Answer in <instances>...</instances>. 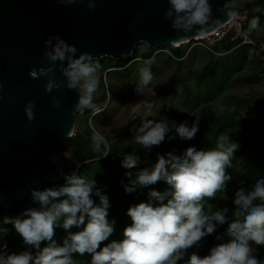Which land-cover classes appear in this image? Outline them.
Instances as JSON below:
<instances>
[{"label": "clouds", "instance_id": "clouds-1", "mask_svg": "<svg viewBox=\"0 0 264 264\" xmlns=\"http://www.w3.org/2000/svg\"><path fill=\"white\" fill-rule=\"evenodd\" d=\"M65 2L71 4L76 0ZM168 2L170 7L165 10V16L176 31L188 33L195 29L203 34L213 25L222 24L213 16L210 0ZM87 6L94 10L95 0H87ZM218 11L224 13L227 20L238 16L232 0H225ZM255 11L262 10L257 7ZM259 29L257 16L250 21L248 33ZM44 43L48 65H53L54 69L59 65L65 77L64 81L49 77L45 90L51 92L62 85L78 90L76 111L95 109L93 97L100 84L99 62L88 52L77 55L76 46L59 35L49 36ZM154 63V57L142 62L136 84L138 94L144 95L149 86L156 85L152 71ZM30 74L38 78L35 69ZM59 104V98L54 97L53 106ZM34 107L32 101L25 104L29 121L35 119ZM145 107L151 109L153 104L147 103ZM148 117L141 119L131 131L135 141L149 152L166 138L172 140L178 136L182 140H192L199 131L198 118L189 125L187 121L177 124ZM173 130L175 135H170ZM91 140L93 152H100L108 144L107 139L95 131ZM238 147L229 135H221L214 148L197 149L190 145L180 155L157 153V161L151 167L140 168L135 175L127 171L128 183L123 184L125 192L149 188L147 200L129 206L127 215L131 223L124 227L123 238L113 239L103 247V242L108 241L115 230V221L108 218L111 207L108 195L97 187L94 177L81 176L78 169L68 173L61 171L63 183L30 189V199L36 206L0 220V240L10 231L3 225L11 224L26 246L25 250L10 253L6 242L0 244V264H79L73 254L84 256L86 253L91 255L90 264H178L189 248L215 233L217 225L225 223H228L226 235L230 239L212 246L207 255L193 252L184 264H264L255 254V246H264V177L257 179L250 189H237L232 201L235 211L231 222L227 207L205 213L206 200L216 198L219 192L225 193L232 179L227 169ZM139 163L140 157L134 149L123 156L121 166L131 170L137 169ZM161 181L169 186L164 191L150 187ZM57 227L66 232L62 243L55 239ZM73 228L78 230L72 231ZM217 240L222 241L223 237L217 236Z\"/></svg>", "mask_w": 264, "mask_h": 264}, {"label": "water", "instance_id": "water-1", "mask_svg": "<svg viewBox=\"0 0 264 264\" xmlns=\"http://www.w3.org/2000/svg\"><path fill=\"white\" fill-rule=\"evenodd\" d=\"M224 2L210 0L222 24L228 21L218 11ZM95 5L90 10L87 0H0V220L34 207L30 189L55 186L62 177L51 149L71 136L79 93L63 85L45 90L49 77L65 80L59 65L54 69L44 56L49 36L74 44L77 55L116 60L132 56L139 43L188 42L215 28L203 34L174 30L165 16L168 0H95ZM34 69L38 78L30 74ZM28 101L35 105L32 121L24 110Z\"/></svg>", "mask_w": 264, "mask_h": 264}, {"label": "rangeland", "instance_id": "rangeland-1", "mask_svg": "<svg viewBox=\"0 0 264 264\" xmlns=\"http://www.w3.org/2000/svg\"><path fill=\"white\" fill-rule=\"evenodd\" d=\"M232 3L237 11L246 14L247 30L250 24L249 13L257 7L260 9L264 7V0H232ZM259 21L260 29L250 34L258 39H264V19L261 15ZM175 46L177 45L164 44L147 47L139 43L132 56H122L116 60L106 57L97 59L101 67L98 71L100 84L93 97L96 107L82 112L76 111L71 136L90 132L92 137L95 131L107 140L111 139L123 145L135 141L131 129L134 125H139L146 115L149 116L148 119H167L169 122H176L177 112H173L171 116L172 108H169L174 107L180 111H187L184 113V121L191 125L197 118L199 119L201 111L220 112L228 109V103H231L237 110L234 116L236 119L254 122L251 129L258 132L260 140L254 153L264 161V83L256 75L257 58L254 50L245 45H236L224 55H213L198 41L192 40L180 44L178 48L184 51V54L178 61L172 55ZM220 47L224 49L223 45ZM153 57L155 63L152 65V71L156 85L149 86L144 95L138 94L136 84L139 82V68L144 60ZM124 58L127 60L117 63ZM211 61L222 62L223 66H227L230 75L210 100L203 101V95H200V103L193 107V102L196 101L186 96L194 95L202 89L207 75L205 66ZM234 97L236 99H233ZM164 98L168 99L167 111L163 108ZM147 103L153 104V107L146 108ZM240 104H245V107H240ZM60 142L58 148L51 152V158L59 165L61 171L79 167L82 163L74 162L75 147L67 138ZM242 158L243 154H239L235 160L238 162ZM131 171L134 173L138 168ZM126 182L128 183L125 181V184ZM65 236L66 232L57 227L55 234L57 242L62 243ZM3 238L10 242L14 252L24 250L26 247L22 240L13 243L12 233L8 232Z\"/></svg>", "mask_w": 264, "mask_h": 264}, {"label": "trees", "instance_id": "trees-1", "mask_svg": "<svg viewBox=\"0 0 264 264\" xmlns=\"http://www.w3.org/2000/svg\"><path fill=\"white\" fill-rule=\"evenodd\" d=\"M260 15V12L252 10V12L249 13V21H251L256 16L260 17ZM236 43L237 41L235 40H227L223 41L221 46L223 45V48L232 50L237 45ZM183 54L184 51L178 47L173 49L172 55L173 57L177 58L178 61L183 56ZM126 60L127 58H124L117 63H121L122 61ZM239 66L240 65H238V67ZM205 73L207 75L202 89L194 95L188 94L186 96L188 99L191 97L196 101L193 102V107H197V105L200 103V95H203V101L210 100L226 81V78H228L230 75L227 71V66H223L222 62L217 61L209 62L205 66ZM233 99H236V97ZM167 105L168 99L164 98L163 108L165 111H167ZM228 105V109L222 110L220 112L201 111L199 114V131L196 133L194 139L182 140L178 136L172 140H168L166 138L162 144L159 146H154L150 152L142 149V146L136 141L119 145L111 139L107 140V146L102 148L100 152H93L91 147L92 140L89 134L90 132L87 134L78 133L74 136L67 137L69 143L75 147V164H82L75 169L69 168L67 170H63V172L68 173L72 170L78 169L79 175L86 176L88 178L94 177L97 182V187H100L110 199L111 207L109 208L108 218L110 221H115V230L112 236L109 237V240L103 242L101 247L113 239L119 240L123 238L122 233L124 227L131 223V219L127 215V209L132 204L147 200L149 188H138L134 192V196L133 193L125 192L123 187L125 181H128L125 173L131 170L123 168L121 166V161L124 155L127 153H132L134 149L135 154L140 157V167H138L139 170L140 168L151 167L154 165L157 161V153L166 154L167 152H173L177 155H180L183 153L186 147L190 145L195 146L197 149L214 148L218 138L221 135H229L231 140L238 143L239 145L235 152L232 165L229 169H227L229 174L232 176V179L230 182H228L225 193L219 192L217 193L216 198L212 200H206L205 213L211 214L218 208L227 207L229 209L227 214L229 217V222L234 219L232 213L235 211V206L232 201L234 199L235 192L241 187L250 189L257 179L264 177V161L261 159V157L256 156L254 153L255 147L260 142L258 132L251 129V125L254 122L251 120L243 121L238 118L236 119L234 117L237 113L236 108L232 106L231 103H228ZM240 107H245V104H240ZM169 108H172L171 116L174 114L173 112H177L175 113V117L178 119L176 121L177 124L184 121V113H187V111H180L174 107ZM170 135H175L174 130L172 133H170ZM253 137H255V139ZM60 143L61 142H57L52 147L51 152H54ZM105 152L109 153L106 156H103ZM239 154H243V158L241 161L237 162L235 158ZM133 175H135V172ZM60 183H63V177H61V180L58 184ZM150 187H154L159 191H164L169 186L166 184V182L161 181ZM95 199L97 202H99L98 198ZM256 203H259V201ZM240 220L243 222V217H240ZM3 227L10 229L9 233H12L13 243L18 240H22V238L15 232V229L11 224L3 225ZM227 227L228 223L217 225L215 233L204 237L197 245L189 248L184 256V259L178 261V264H184V262L193 252L200 256H204L208 254L210 248L215 244L228 241L230 237L226 235ZM71 230L77 231L78 229L73 228ZM217 236H222L223 240H217ZM3 240L8 241L6 238H3ZM8 243L11 247L9 241ZM58 243L60 242L58 241ZM19 246L21 247V245ZM255 247L257 248L255 254L261 261H264V246ZM73 258L77 260L79 264H90L91 261V255L87 253L84 256L73 254Z\"/></svg>", "mask_w": 264, "mask_h": 264}, {"label": "built area", "instance_id": "built-area-1", "mask_svg": "<svg viewBox=\"0 0 264 264\" xmlns=\"http://www.w3.org/2000/svg\"><path fill=\"white\" fill-rule=\"evenodd\" d=\"M261 16L264 19V7L261 9ZM237 11V10H236ZM238 16L233 20H228L218 27H215L211 31L205 33L200 38H194L192 40L198 41L213 55H224L230 50L224 48L221 49V43L223 41H237V45H245L252 48L257 58L256 75L261 82L264 83V39H258L257 37L248 33L246 29L247 16L237 11ZM191 40V41H192ZM179 45L175 47H179ZM7 243V251L14 252L9 246L8 241L0 240V244Z\"/></svg>", "mask_w": 264, "mask_h": 264}, {"label": "bare ground", "instance_id": "bare-ground-1", "mask_svg": "<svg viewBox=\"0 0 264 264\" xmlns=\"http://www.w3.org/2000/svg\"><path fill=\"white\" fill-rule=\"evenodd\" d=\"M200 37H202V35L201 36H199V37H197V38H200ZM184 42H187V41H182V42H175L174 44H172V45H178V44H181V43H184Z\"/></svg>", "mask_w": 264, "mask_h": 264}]
</instances>
